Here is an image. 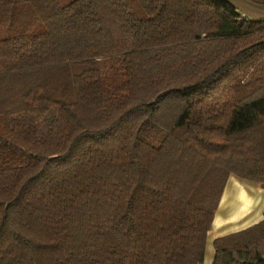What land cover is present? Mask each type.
I'll return each mask as SVG.
<instances>
[{
  "label": "trees",
  "instance_id": "trees-1",
  "mask_svg": "<svg viewBox=\"0 0 264 264\" xmlns=\"http://www.w3.org/2000/svg\"><path fill=\"white\" fill-rule=\"evenodd\" d=\"M242 14L0 0V264H203L227 179L264 189V19ZM212 250L264 264V220Z\"/></svg>",
  "mask_w": 264,
  "mask_h": 264
},
{
  "label": "crops",
  "instance_id": "crops-1",
  "mask_svg": "<svg viewBox=\"0 0 264 264\" xmlns=\"http://www.w3.org/2000/svg\"><path fill=\"white\" fill-rule=\"evenodd\" d=\"M233 178H230L229 182L226 184V187H224L225 189H223L224 192H222V196H220L221 200L219 202V206H217L218 208L215 213L212 226L210 228L211 230L209 233L208 240H210L212 237L216 239L231 233L238 232L264 220V215L262 216L260 214V219L257 218V214L253 215L254 209L260 203H263L262 210L264 212V189H262L258 184H254L251 182H248L249 184H246L243 183L244 181L237 182V179L234 178L235 180H233ZM251 184H253V186ZM228 188L229 191L233 190V192H245L246 198L245 200H242L243 198H237V200H235L234 203L230 206V202H232V200L230 199V197H228L227 203L224 209L222 210V216L218 219L216 223L217 214L219 212L224 195L227 192ZM206 246L208 252L209 245Z\"/></svg>",
  "mask_w": 264,
  "mask_h": 264
},
{
  "label": "rangeland",
  "instance_id": "rangeland-1",
  "mask_svg": "<svg viewBox=\"0 0 264 264\" xmlns=\"http://www.w3.org/2000/svg\"><path fill=\"white\" fill-rule=\"evenodd\" d=\"M60 3L62 4H65L71 0H58ZM228 1H232L235 6H236V9L239 11V12H242L244 16H247L248 18H253V19H264V5H259V4H255V3H250L248 1H245V0H228ZM230 178H233V177H230ZM229 178V180H230ZM229 180L227 179L226 183L229 182ZM233 180H235L233 178ZM237 182H243V181H240V180H236ZM225 183V185H226ZM243 183H246V184H249L248 182H243ZM253 186V184H251ZM226 187V186H224ZM224 189V188H223ZM224 192V191H222ZM222 194V193H221ZM230 197V199L232 200V202H230V206L234 203L235 200H237V198H243L242 200H245V192L243 191H236V192H233L232 191H229V188L227 190V192L225 193L224 195V198H223V201H222V204H221V207L219 209V212L217 214V220H216V223L218 221V219L222 216V210L224 209L226 203H227V198ZM220 200V199H219ZM224 202V203H223ZM228 205V204H227ZM262 205L263 203L261 204H258L256 206V208L254 209L253 211V215H256L257 214V218L260 219L261 216L260 214L263 216L264 215V212L262 210ZM217 209V208H216ZM216 212V210H215ZM214 212V214H215ZM213 218H214V215H213ZM256 218V219H257ZM257 219V220H258ZM212 222H213V219H212ZM212 222H211V226H212ZM210 226V228H211ZM210 230L207 232L206 234V240H205V247H204V260H203V264H212L213 262V257H214V253H213V250H212V243L213 241L215 240L214 237H212L210 240H208L209 238V233H210ZM226 236V235H225ZM224 237V236H222ZM221 238V237H219ZM217 239V238H216ZM206 245H209V249H208V252H207V246ZM213 254V255H212Z\"/></svg>",
  "mask_w": 264,
  "mask_h": 264
},
{
  "label": "bare ground",
  "instance_id": "bare-ground-1",
  "mask_svg": "<svg viewBox=\"0 0 264 264\" xmlns=\"http://www.w3.org/2000/svg\"><path fill=\"white\" fill-rule=\"evenodd\" d=\"M226 198H227V196H226ZM228 199V198H227ZM256 199H257V197H256ZM224 203V202H223Z\"/></svg>",
  "mask_w": 264,
  "mask_h": 264
}]
</instances>
